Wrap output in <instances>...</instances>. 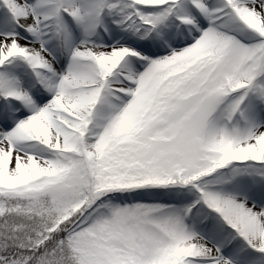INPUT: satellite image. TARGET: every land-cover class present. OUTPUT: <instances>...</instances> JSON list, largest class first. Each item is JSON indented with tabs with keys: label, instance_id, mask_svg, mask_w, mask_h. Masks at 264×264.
I'll list each match as a JSON object with an SVG mask.
<instances>
[{
	"label": "snow or ice",
	"instance_id": "6c2138e0",
	"mask_svg": "<svg viewBox=\"0 0 264 264\" xmlns=\"http://www.w3.org/2000/svg\"><path fill=\"white\" fill-rule=\"evenodd\" d=\"M0 264H264V0H0Z\"/></svg>",
	"mask_w": 264,
	"mask_h": 264
}]
</instances>
